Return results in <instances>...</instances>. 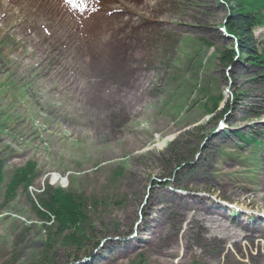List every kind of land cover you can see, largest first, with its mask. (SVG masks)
<instances>
[{
	"label": "rangeland",
	"instance_id": "374dc122",
	"mask_svg": "<svg viewBox=\"0 0 264 264\" xmlns=\"http://www.w3.org/2000/svg\"><path fill=\"white\" fill-rule=\"evenodd\" d=\"M89 1L0 0V264L50 257L32 207L47 185L80 193L89 218L56 264H264V144L228 133L264 143V69L219 64L228 7ZM254 37L264 48V27ZM210 95L224 98L212 115ZM28 161L32 185L6 200Z\"/></svg>",
	"mask_w": 264,
	"mask_h": 264
},
{
	"label": "trees",
	"instance_id": "16d2710c",
	"mask_svg": "<svg viewBox=\"0 0 264 264\" xmlns=\"http://www.w3.org/2000/svg\"><path fill=\"white\" fill-rule=\"evenodd\" d=\"M70 8L81 10L86 5H90L89 0H62ZM229 9V14L225 21L219 25L231 41L224 49L219 51L217 60L219 64L228 69L232 66L251 67L254 71L264 69V48L258 46L254 37L255 28L264 27V0H220ZM255 74V75H254ZM257 84H261L264 80L259 81L261 76L254 73ZM247 98L242 92L233 95L234 100H239L242 104ZM223 96H208L206 106L208 112L212 115L217 112L223 102ZM230 101H225L223 106V114L230 109ZM255 117H259V113H254ZM228 128L221 127L217 134L224 136ZM238 138L241 142L250 147H263V142L258 140L253 134L246 136L245 133L238 129L228 131ZM227 136V135H226ZM191 162L183 159V157L175 160L173 170L179 168L190 167ZM36 176V164L32 161L26 162L23 166L14 170L5 189V198L12 199L15 196V190L20 186L26 191L33 183ZM4 180V168L0 161V185ZM32 207L42 222V226L46 231L44 248L47 255L44 262L40 264H56L53 246L55 243L60 245L75 247L80 249L83 241L86 240V228L88 226V215L86 213V205L83 196L80 193L72 192L62 187L46 188L41 192L36 204L32 203ZM235 212V211H234ZM86 254L87 252H83ZM76 259V258H75Z\"/></svg>",
	"mask_w": 264,
	"mask_h": 264
},
{
	"label": "bare ground",
	"instance_id": "6f19581e",
	"mask_svg": "<svg viewBox=\"0 0 264 264\" xmlns=\"http://www.w3.org/2000/svg\"><path fill=\"white\" fill-rule=\"evenodd\" d=\"M57 180V176L56 175H53L52 176V181L54 182V181H56ZM63 183H64V181H63ZM190 204V203H189ZM206 212V211H205ZM206 213H208V212H206ZM202 216V215H201ZM201 220H207V223H213V224H216L217 225V227H221V228H223V230H225V229H227V226H225L223 223H221L220 221H218V218L216 217H213V215L212 216H210V217H203ZM226 227V228H225ZM228 227H229V225H228ZM215 234V233H214ZM217 235V234H216Z\"/></svg>",
	"mask_w": 264,
	"mask_h": 264
}]
</instances>
